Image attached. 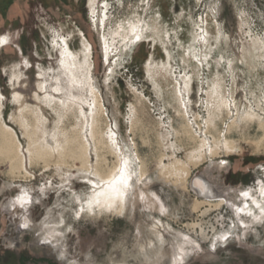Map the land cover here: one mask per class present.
<instances>
[{"label":"rangeland","instance_id":"374dc122","mask_svg":"<svg viewBox=\"0 0 264 264\" xmlns=\"http://www.w3.org/2000/svg\"><path fill=\"white\" fill-rule=\"evenodd\" d=\"M0 264H264V0H0Z\"/></svg>","mask_w":264,"mask_h":264},{"label":"bare ground","instance_id":"6f19581e","mask_svg":"<svg viewBox=\"0 0 264 264\" xmlns=\"http://www.w3.org/2000/svg\"><path fill=\"white\" fill-rule=\"evenodd\" d=\"M192 185L199 194L203 195L205 198L209 200H217L221 198L223 199L225 197L224 193L216 189V187L212 183L207 182V180L204 179V177L196 178L193 181ZM248 194L250 193H246L245 195L248 196ZM124 197L125 195L121 187L114 181H108L98 191V194L96 195L95 198V202L98 203L99 208L114 210L116 212L121 213L124 209L123 207L124 205L122 201L124 202V200H126L124 199ZM244 223L246 222L244 221Z\"/></svg>","mask_w":264,"mask_h":264},{"label":"snow or ice","instance_id":"6c2138e0","mask_svg":"<svg viewBox=\"0 0 264 264\" xmlns=\"http://www.w3.org/2000/svg\"><path fill=\"white\" fill-rule=\"evenodd\" d=\"M4 42H6V40L4 41ZM127 162H125V164H126Z\"/></svg>","mask_w":264,"mask_h":264}]
</instances>
